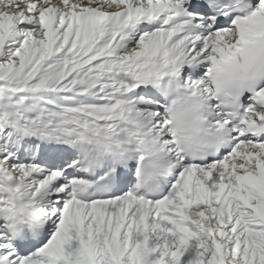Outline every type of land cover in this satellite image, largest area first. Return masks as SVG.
Wrapping results in <instances>:
<instances>
[{
	"label": "snow or ice",
	"instance_id": "6c2138e0",
	"mask_svg": "<svg viewBox=\"0 0 264 264\" xmlns=\"http://www.w3.org/2000/svg\"><path fill=\"white\" fill-rule=\"evenodd\" d=\"M250 45L264 0H0V264H264Z\"/></svg>",
	"mask_w": 264,
	"mask_h": 264
},
{
	"label": "clouds",
	"instance_id": "9594fccd",
	"mask_svg": "<svg viewBox=\"0 0 264 264\" xmlns=\"http://www.w3.org/2000/svg\"><path fill=\"white\" fill-rule=\"evenodd\" d=\"M262 79L264 48L258 46L243 47L232 60L222 66L221 87L225 96L238 94ZM176 102L179 108H184L189 104L190 98L181 94Z\"/></svg>",
	"mask_w": 264,
	"mask_h": 264
}]
</instances>
